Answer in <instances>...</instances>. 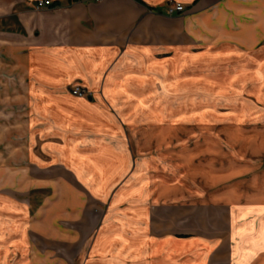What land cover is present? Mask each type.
I'll list each match as a JSON object with an SVG mask.
<instances>
[{
  "label": "crops",
  "instance_id": "obj_1",
  "mask_svg": "<svg viewBox=\"0 0 264 264\" xmlns=\"http://www.w3.org/2000/svg\"><path fill=\"white\" fill-rule=\"evenodd\" d=\"M143 1L54 0L52 7L38 8L37 0H0V67L1 55L7 58L15 53L28 82L24 97H38L36 101H43V114L55 118L57 126L71 125L75 132L85 133L87 125L69 115L65 100L86 102L88 112L95 114L100 97H145L150 86L167 81L169 72L177 74L185 62H198L205 54H214L217 47H227V97L264 100V0ZM176 3L185 10L171 14L169 8ZM13 16L22 30L20 26L8 29ZM2 80L0 75V102L1 97H8ZM77 85L89 89L88 100L69 92ZM6 135L5 123L0 126V264H164L159 261L161 256L179 257V251V263L168 260V264H216L224 256L226 264H264V172L260 178L256 170L255 185L246 184L239 203H227V240H206V252L184 250L180 241L197 242L192 240L196 233L170 224L172 231L156 234L162 225L152 218V206L139 192L129 197L133 204L131 200L128 205L113 202L105 213L91 209L97 218L93 220L78 205L86 179L71 173L73 177L63 178L60 193L48 198L52 203L67 189L76 194L75 207L26 204L25 191L7 187L11 160H23L25 149L26 158L36 167L70 166L71 157L60 151L62 144L51 141L29 142L26 148L15 143L9 148ZM105 145L94 158L120 162L121 155L111 144ZM123 160V165H129L125 154ZM42 212L52 214L47 216L49 231L45 234L40 227ZM119 223L127 224L133 237L110 242ZM92 233L95 236L88 247ZM122 240L129 244L127 250H119ZM222 242H227V251L220 249ZM110 245L117 248H107ZM185 251L190 253L187 259L183 258ZM153 254L158 256L153 258Z\"/></svg>",
  "mask_w": 264,
  "mask_h": 264
},
{
  "label": "rangeland",
  "instance_id": "obj_2",
  "mask_svg": "<svg viewBox=\"0 0 264 264\" xmlns=\"http://www.w3.org/2000/svg\"><path fill=\"white\" fill-rule=\"evenodd\" d=\"M18 26L11 17L8 29ZM216 50L214 54H205L198 62H185V68L177 74L169 72L166 82L161 80L162 84L146 87L145 97H109L108 100L100 97L101 106L95 114L88 112L86 102L74 98L65 100L64 109L69 115L87 125L85 133L70 130L71 125H55V118L43 114V101H36L38 97H24L28 82L16 54L7 58L1 55L0 75L8 97H1L0 126L7 125L9 148L15 143L26 148L29 142L51 141L62 144L60 151L71 157L70 166L64 163L62 167H36L26 158L25 149L24 159L13 158L8 166L11 175L8 189L25 191L23 201L34 207L63 205L68 210L69 205L78 204L74 202L76 194L60 188L61 198L54 197L49 203L48 197L57 195L63 178L72 173L86 179L82 183L83 193H79L83 196L82 204L78 205L84 206L93 220L97 218L92 216L91 209L105 213L113 202L122 204L131 200L133 204V198L129 197L139 192L140 196H145L143 201L148 199L152 206V218L162 225L161 230L154 231L156 234L172 231L170 224L181 227L180 231L196 233L192 240L197 242L180 241V249L206 252L203 247V243L208 244L206 240H227V203H239L245 195L246 184L254 186L257 173L261 178L264 172V164L257 162L264 158V100L227 97V47ZM89 93L82 98L88 100ZM105 144H111L121 155L120 162L107 163L94 158ZM124 154L130 158L127 166L121 163ZM139 201L137 199L135 204ZM203 204L204 209H200ZM47 216L52 214L41 213L43 234L49 231ZM122 223L113 228L110 242L114 238L133 237L132 232H127V224ZM94 236L92 233L87 239L88 247ZM128 245L122 240L118 248L127 250ZM226 248L227 242H222L220 249L227 251ZM180 253L177 256L180 257ZM166 257L161 256L159 261L179 263L175 255ZM189 257L190 253L185 251L183 258ZM220 263H227L225 256L216 261Z\"/></svg>",
  "mask_w": 264,
  "mask_h": 264
},
{
  "label": "built area",
  "instance_id": "obj_3",
  "mask_svg": "<svg viewBox=\"0 0 264 264\" xmlns=\"http://www.w3.org/2000/svg\"><path fill=\"white\" fill-rule=\"evenodd\" d=\"M54 0H37V7L38 8H45V7H52ZM185 10L184 5L181 3H176L175 5H172L169 8V12L173 14L175 11L177 12H183ZM72 93L79 97H85L88 96L90 93L87 89H85L83 86L77 85L72 88Z\"/></svg>",
  "mask_w": 264,
  "mask_h": 264
},
{
  "label": "trees",
  "instance_id": "obj_4",
  "mask_svg": "<svg viewBox=\"0 0 264 264\" xmlns=\"http://www.w3.org/2000/svg\"><path fill=\"white\" fill-rule=\"evenodd\" d=\"M137 1H139L142 4H145V2L143 0H137ZM13 17L15 18V20L17 21V24L20 26V29L22 30L21 24H19L17 17L16 16H13Z\"/></svg>",
  "mask_w": 264,
  "mask_h": 264
}]
</instances>
